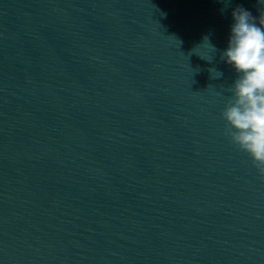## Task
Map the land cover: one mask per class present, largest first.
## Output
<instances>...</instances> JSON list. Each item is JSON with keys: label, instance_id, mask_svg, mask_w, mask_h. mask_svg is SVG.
Here are the masks:
<instances>
[{"label": "water", "instance_id": "obj_1", "mask_svg": "<svg viewBox=\"0 0 264 264\" xmlns=\"http://www.w3.org/2000/svg\"><path fill=\"white\" fill-rule=\"evenodd\" d=\"M237 6L264 11L0 0V264H264V180L221 118Z\"/></svg>", "mask_w": 264, "mask_h": 264}, {"label": "clouds", "instance_id": "obj_2", "mask_svg": "<svg viewBox=\"0 0 264 264\" xmlns=\"http://www.w3.org/2000/svg\"><path fill=\"white\" fill-rule=\"evenodd\" d=\"M232 19L228 45L221 53V60L236 71L237 78L227 88L230 95L221 113L225 121L224 135L249 156L264 180V11L254 17L250 11L237 6ZM202 44L214 53L217 51L207 36ZM200 57L209 62L213 59V56ZM209 72L213 79L223 76L216 68H210Z\"/></svg>", "mask_w": 264, "mask_h": 264}]
</instances>
